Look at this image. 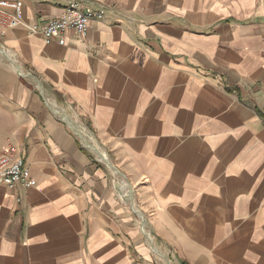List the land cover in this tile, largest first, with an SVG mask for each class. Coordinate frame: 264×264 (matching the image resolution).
<instances>
[{
    "label": "crops",
    "instance_id": "0c3cea01",
    "mask_svg": "<svg viewBox=\"0 0 264 264\" xmlns=\"http://www.w3.org/2000/svg\"><path fill=\"white\" fill-rule=\"evenodd\" d=\"M18 1L0 156L35 184L0 182V264H264V0H78L104 17L63 43L69 0Z\"/></svg>",
    "mask_w": 264,
    "mask_h": 264
},
{
    "label": "built area",
    "instance_id": "2783aa9c",
    "mask_svg": "<svg viewBox=\"0 0 264 264\" xmlns=\"http://www.w3.org/2000/svg\"><path fill=\"white\" fill-rule=\"evenodd\" d=\"M104 17V10L100 6L86 7L82 6L78 0H69L64 6L62 14L56 18L49 19L41 27V34L46 42L58 40L60 43L64 42L65 34L69 30L83 35L89 27V22L94 20H101ZM22 21V4L18 0H0V37L9 29L15 28ZM32 26L31 29H34ZM84 145L90 144L83 140ZM90 148V147H89ZM92 149V148H91ZM10 151L0 156V182L11 186L16 182L23 183L26 187H31L35 184V180L30 176L29 170L25 165L22 157H12ZM98 158L108 165L107 156L105 154H98ZM109 166V165H108ZM119 195L124 200H128L131 208L136 211L137 217L140 220V228L147 240L151 242L150 234L148 233L144 216L141 215L134 208L133 191L122 180H116L114 183Z\"/></svg>",
    "mask_w": 264,
    "mask_h": 264
},
{
    "label": "rangeland",
    "instance_id": "374dc122",
    "mask_svg": "<svg viewBox=\"0 0 264 264\" xmlns=\"http://www.w3.org/2000/svg\"><path fill=\"white\" fill-rule=\"evenodd\" d=\"M127 201V200H126ZM129 202V201H128ZM138 218V217H137ZM138 220H139V218H138Z\"/></svg>",
    "mask_w": 264,
    "mask_h": 264
},
{
    "label": "water",
    "instance_id": "95a60500",
    "mask_svg": "<svg viewBox=\"0 0 264 264\" xmlns=\"http://www.w3.org/2000/svg\"><path fill=\"white\" fill-rule=\"evenodd\" d=\"M108 165H110V164L108 163Z\"/></svg>",
    "mask_w": 264,
    "mask_h": 264
}]
</instances>
